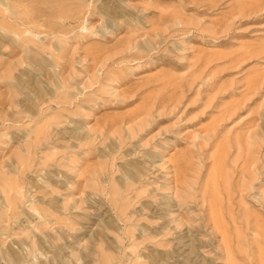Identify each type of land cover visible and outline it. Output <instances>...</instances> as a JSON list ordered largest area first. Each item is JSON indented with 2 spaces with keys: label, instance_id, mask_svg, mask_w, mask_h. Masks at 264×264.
<instances>
[{
  "label": "rangeland",
  "instance_id": "1",
  "mask_svg": "<svg viewBox=\"0 0 264 264\" xmlns=\"http://www.w3.org/2000/svg\"><path fill=\"white\" fill-rule=\"evenodd\" d=\"M0 264H264V0H0Z\"/></svg>",
  "mask_w": 264,
  "mask_h": 264
},
{
  "label": "bare ground",
  "instance_id": "2",
  "mask_svg": "<svg viewBox=\"0 0 264 264\" xmlns=\"http://www.w3.org/2000/svg\"><path fill=\"white\" fill-rule=\"evenodd\" d=\"M184 242V241H183ZM188 242V241H187Z\"/></svg>",
  "mask_w": 264,
  "mask_h": 264
}]
</instances>
